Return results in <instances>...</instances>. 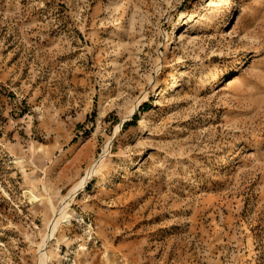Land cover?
<instances>
[{"label":"rangeland","instance_id":"1","mask_svg":"<svg viewBox=\"0 0 264 264\" xmlns=\"http://www.w3.org/2000/svg\"><path fill=\"white\" fill-rule=\"evenodd\" d=\"M0 264H264V0H0Z\"/></svg>","mask_w":264,"mask_h":264},{"label":"bare ground","instance_id":"2","mask_svg":"<svg viewBox=\"0 0 264 264\" xmlns=\"http://www.w3.org/2000/svg\"><path fill=\"white\" fill-rule=\"evenodd\" d=\"M198 16H199V13H195V14L191 15V19H193L194 17L197 18ZM123 23H124V20L121 19L119 21V23H118L117 28H116L117 31L120 30V27L123 26ZM180 74H181L180 72H177L172 77V79L167 83V85H165L164 87H161V88L157 89L156 90L157 91V97L174 91L175 88H176V85H177V81H178V79L180 77ZM120 127H121V125H120ZM118 129H119V127H118Z\"/></svg>","mask_w":264,"mask_h":264}]
</instances>
